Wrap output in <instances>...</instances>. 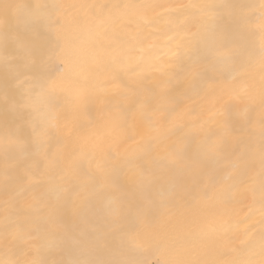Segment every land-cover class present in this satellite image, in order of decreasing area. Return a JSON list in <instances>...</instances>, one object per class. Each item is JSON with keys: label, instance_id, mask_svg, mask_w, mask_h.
<instances>
[{"label": "clouds", "instance_id": "obj_1", "mask_svg": "<svg viewBox=\"0 0 264 264\" xmlns=\"http://www.w3.org/2000/svg\"><path fill=\"white\" fill-rule=\"evenodd\" d=\"M0 264H264V0H0Z\"/></svg>", "mask_w": 264, "mask_h": 264}]
</instances>
